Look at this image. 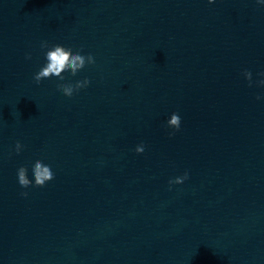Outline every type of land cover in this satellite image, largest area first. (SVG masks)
<instances>
[{
    "label": "water",
    "instance_id": "water-1",
    "mask_svg": "<svg viewBox=\"0 0 264 264\" xmlns=\"http://www.w3.org/2000/svg\"><path fill=\"white\" fill-rule=\"evenodd\" d=\"M41 40L92 51L66 75L89 86L35 85ZM243 67H264L256 0H0V264H264V100ZM36 158L54 178L20 189Z\"/></svg>",
    "mask_w": 264,
    "mask_h": 264
},
{
    "label": "clouds",
    "instance_id": "clouds-1",
    "mask_svg": "<svg viewBox=\"0 0 264 264\" xmlns=\"http://www.w3.org/2000/svg\"><path fill=\"white\" fill-rule=\"evenodd\" d=\"M208 4H213L214 0H207ZM258 5H264V0H256ZM84 46L79 47L68 46L60 43L41 40L39 42V51L41 54V63L36 71L33 72L31 79L35 85H39L42 80L54 79L57 83L55 90L67 97H71L74 93L81 89L87 88L91 83V77L84 75L82 78L66 79V75L76 77L77 74L86 65L96 63L95 54L92 51H84ZM33 53L31 50L25 52V58L30 59ZM240 74L246 80L249 87L256 86L261 89L255 93L257 100H264V67H258L255 74L251 67H243ZM163 127L167 130L168 136H173L176 131L181 128L182 117L176 110L171 111L164 118ZM146 148L144 140L137 142L132 151L143 153ZM24 150V145L16 141L11 148L10 155L19 156ZM15 182L20 189H27L32 186H44L49 180L53 179L55 172L51 163L43 158L33 159L26 169L23 165L15 169ZM190 176L188 169H184L182 173L169 176L167 186L169 190L174 185L183 184ZM30 177V178H29ZM18 195L21 198L27 196V192L20 191Z\"/></svg>",
    "mask_w": 264,
    "mask_h": 264
}]
</instances>
